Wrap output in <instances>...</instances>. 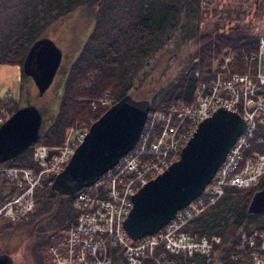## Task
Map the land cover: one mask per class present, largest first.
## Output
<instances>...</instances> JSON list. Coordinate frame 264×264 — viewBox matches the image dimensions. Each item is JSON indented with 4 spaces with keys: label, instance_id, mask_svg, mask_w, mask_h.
Masks as SVG:
<instances>
[{
    "label": "trees",
    "instance_id": "1",
    "mask_svg": "<svg viewBox=\"0 0 264 264\" xmlns=\"http://www.w3.org/2000/svg\"><path fill=\"white\" fill-rule=\"evenodd\" d=\"M210 1L0 0V64H15L20 70L29 45L46 36L57 19L79 6L94 9L90 31L60 80L56 106L47 121L41 117L36 142H42L51 149L62 145L75 131L87 128L110 104L124 95L148 101L149 111L166 110L188 103L197 83L212 78L217 71L255 75L256 63L249 57L256 55L260 37L264 34L256 22L264 11H254L247 17L243 11L232 17L227 13L221 15L212 28L204 29L203 13L208 10ZM253 2L258 6L256 0ZM217 3H214L212 12L218 10ZM223 10L227 11V8ZM222 17L227 20H221ZM175 35L186 38L191 49L185 55L184 64L174 80L171 78L152 91H142L139 96L140 81L136 83L139 73L144 71L166 40ZM21 74H24L22 70ZM259 91L264 95V85ZM21 105L13 97L0 93V117L2 113L8 115ZM70 130H74L72 135ZM31 146L5 163L35 167ZM251 150L264 152V140L257 141L255 136L246 153ZM52 179L53 176L45 174L36 185L33 197L35 210L42 211L51 200L64 199L70 208L65 206L64 215L53 226L68 219L65 223L67 228L75 220L76 212L72 206L75 193L59 194L51 187L49 181ZM8 184H11L10 181L0 175V189ZM263 185L264 173L248 186H226L214 203L190 219L185 228L191 234L219 236V241L212 244L208 254L167 256L177 264L189 261L205 264L208 257L209 264L213 260L220 264H250L248 253L239 251L237 245L242 231L264 228V214L247 211L252 193ZM16 223L1 220L0 234ZM0 251L6 252V249ZM159 252L158 247L154 254L158 257ZM141 264L157 263L153 257H146Z\"/></svg>",
    "mask_w": 264,
    "mask_h": 264
},
{
    "label": "built area",
    "instance_id": "2",
    "mask_svg": "<svg viewBox=\"0 0 264 264\" xmlns=\"http://www.w3.org/2000/svg\"><path fill=\"white\" fill-rule=\"evenodd\" d=\"M262 54L264 34L256 55L249 57L256 63L255 78L247 72L217 71L212 78L197 83L188 103L149 111L134 146L92 184L75 193L72 200L75 220L62 236L48 244L44 264H140L148 256L157 264H175L174 260L164 259V250L208 254L219 237L195 238L185 230L186 224L215 202L225 186H247L264 172V153L258 150L246 153L255 136L257 141L264 140V95L259 91L264 85V76L259 74ZM219 107L239 113L246 122L245 130L229 147L198 196L178 209L156 232L131 238L124 220L132 206V195L171 162L170 155L174 153L172 159L177 158L197 123ZM84 133L85 129L75 131L53 149L35 143L32 147L35 168L0 163V175L14 187L12 194L0 201L1 218L14 222L27 217L34 205L36 185L45 174L54 175L62 169ZM158 247L157 257L154 251ZM237 249L250 253L252 263L264 264V228L242 231ZM208 261L209 257L205 264Z\"/></svg>",
    "mask_w": 264,
    "mask_h": 264
},
{
    "label": "water",
    "instance_id": "3",
    "mask_svg": "<svg viewBox=\"0 0 264 264\" xmlns=\"http://www.w3.org/2000/svg\"><path fill=\"white\" fill-rule=\"evenodd\" d=\"M61 59L62 49L49 36L29 45L21 70L32 78L38 94L50 86ZM148 110V101L129 95L110 104L89 124L51 187L59 194H71L91 184L134 146ZM40 124L41 113L35 103L14 109L0 123V162L27 149L36 140ZM245 126L240 114L221 107L200 120L179 156L132 195V206L124 220L128 235L136 239L156 232L177 209L199 195ZM247 211H264V185L252 193ZM0 264H11L8 254L0 253Z\"/></svg>",
    "mask_w": 264,
    "mask_h": 264
},
{
    "label": "rangeland",
    "instance_id": "4",
    "mask_svg": "<svg viewBox=\"0 0 264 264\" xmlns=\"http://www.w3.org/2000/svg\"><path fill=\"white\" fill-rule=\"evenodd\" d=\"M253 1L254 0H211L207 6L208 10L203 13V28H212L215 21L220 19L221 15H226L227 13H229V16L231 17L237 15L238 12L241 14L242 11L246 12L245 17L251 16L254 11L262 13L264 11V0H256V2H258V6L257 4L255 5ZM215 2L219 3V5L218 3L216 5L218 10L216 12H212L211 9ZM224 8H227V11H224ZM93 14V8H89L84 5L79 6L73 9L71 13L57 19L47 30L46 36L53 38L57 45L62 49L63 56L59 65V70H57L53 81L43 94H38L34 81L29 75L21 74L20 67L15 64L6 63L0 64V93L3 96L13 97L19 104L35 103L41 112L43 120L47 121L58 100L60 80L70 63V60L76 52L79 51L88 32L90 31ZM224 18L225 17H222L221 20ZM226 20L227 18L224 19V21ZM256 22L258 28L264 32V14H260V16L256 19ZM187 44L186 38L176 35L166 40L165 45L162 46L160 50H157L156 56L149 61L147 66L144 68V71L139 73V76L136 79V83L140 81L138 88L139 96L142 91H152L155 87L157 88L162 86L171 78L174 80L178 73L177 71L185 62V55L188 54L187 52L191 51V49H189V45L187 46ZM259 74L264 76V54L260 57ZM249 76L251 78L256 77V73L255 75L249 74ZM107 102L109 101L107 100ZM5 114L6 113H2L0 123L7 117ZM73 131L74 130L69 131L70 135H72ZM173 154L170 155L168 160H174L172 159ZM49 182L51 184L52 180ZM8 185L4 187L7 188ZM1 190L2 189H0V191ZM1 197L3 198V201L7 198L3 192ZM65 206L70 208V205L65 203L64 199H61L60 201L51 200L49 204L46 203L42 211H37L35 210L34 203L33 208L30 210L31 214L28 219H21L0 234V250L6 249V252L3 253L9 255L11 264L34 263L35 257H37L39 251L41 249L46 251L48 244L45 242L46 239L51 236L52 238H56L58 234L59 236L64 234V231H60L57 235H50L47 230L56 222L61 220L64 215ZM1 220L6 219L0 217V221ZM188 233L190 232L188 231ZM191 235L195 236V238L200 236L194 234ZM0 253L2 252L0 251ZM179 253L192 256L197 252L189 254L187 251L170 252L164 250L163 257L164 259H170L173 261V259L169 258L167 255ZM249 254L250 253H248V255ZM43 259L46 260L47 258L43 257ZM43 259H41L40 262H42ZM249 261L250 264H254L252 263L253 261L250 257ZM173 262L176 264L175 260ZM179 264H191V262H182ZM210 264L220 263L213 260Z\"/></svg>",
    "mask_w": 264,
    "mask_h": 264
},
{
    "label": "flooded vegetation",
    "instance_id": "5",
    "mask_svg": "<svg viewBox=\"0 0 264 264\" xmlns=\"http://www.w3.org/2000/svg\"><path fill=\"white\" fill-rule=\"evenodd\" d=\"M62 55H63V51H62ZM26 104H28V103H26ZM22 105H24V104H22ZM9 115V114H8ZM67 220V222H68V219H66ZM66 220H65V222L63 223V224H60V225H55V226H53V228H49L48 230H47V232L50 234V235H57V233H59L60 231H63L64 229H65V227H66ZM59 235V234H58ZM53 238H52V236L50 237V238H48V239H46V243H49L51 240H52ZM43 257L45 258V257H47V252L45 251V250H43V249H41L40 251H39V253L37 254V257H35V262L34 263H36V264H39L40 263V260L41 259H43ZM34 263H30V264H34Z\"/></svg>",
    "mask_w": 264,
    "mask_h": 264
},
{
    "label": "crops",
    "instance_id": "6",
    "mask_svg": "<svg viewBox=\"0 0 264 264\" xmlns=\"http://www.w3.org/2000/svg\"><path fill=\"white\" fill-rule=\"evenodd\" d=\"M7 186V185H6ZM2 190H1V195H2V192L4 193V195L6 196V195H8L10 192H11V190H12V188H11V184L10 185H8V187L7 188H1Z\"/></svg>",
    "mask_w": 264,
    "mask_h": 264
},
{
    "label": "bare ground",
    "instance_id": "7",
    "mask_svg": "<svg viewBox=\"0 0 264 264\" xmlns=\"http://www.w3.org/2000/svg\"><path fill=\"white\" fill-rule=\"evenodd\" d=\"M260 39H261V37H260ZM259 43H260V40H259ZM259 47V46H258Z\"/></svg>",
    "mask_w": 264,
    "mask_h": 264
}]
</instances>
